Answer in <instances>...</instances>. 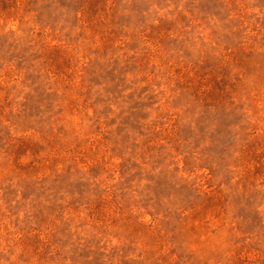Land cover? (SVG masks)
<instances>
[{"label":"rangeland","instance_id":"obj_1","mask_svg":"<svg viewBox=\"0 0 264 264\" xmlns=\"http://www.w3.org/2000/svg\"><path fill=\"white\" fill-rule=\"evenodd\" d=\"M0 264H264V0H0Z\"/></svg>","mask_w":264,"mask_h":264}]
</instances>
